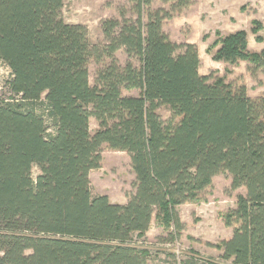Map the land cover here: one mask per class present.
Wrapping results in <instances>:
<instances>
[{
  "label": "trees",
  "instance_id": "1",
  "mask_svg": "<svg viewBox=\"0 0 264 264\" xmlns=\"http://www.w3.org/2000/svg\"><path fill=\"white\" fill-rule=\"evenodd\" d=\"M63 1L0 0L10 72L0 96V264H147L149 250L131 238L153 219L161 240L180 239L176 207L202 200L219 173L245 194L223 215L231 236L214 246L230 264H264V94L200 73L196 45L169 39L164 21L192 0H128L119 19L101 21L103 45L64 20ZM251 24L262 41V23ZM215 36L206 47L214 61L264 72V48L249 50L245 30ZM107 59L90 83V63ZM130 89L138 94H123ZM104 145L129 155L134 192L124 203L91 192Z\"/></svg>",
  "mask_w": 264,
  "mask_h": 264
},
{
  "label": "rangeland",
  "instance_id": "2",
  "mask_svg": "<svg viewBox=\"0 0 264 264\" xmlns=\"http://www.w3.org/2000/svg\"><path fill=\"white\" fill-rule=\"evenodd\" d=\"M121 6L128 7V0H64L62 16L66 22L83 24L87 28L90 43L103 45L106 41L101 30V21L108 18L119 19L118 7ZM161 6L165 5L158 0L152 2V8ZM253 19L264 25V0H192L184 12L164 21L163 30L176 43L196 45L200 73L224 76L227 82L236 86L244 84L247 94L257 97L264 94V72H258L254 78L247 71L246 62L241 61L237 66L219 63L206 52V47L216 37L215 30H220L223 35L245 30L250 42L249 50L264 48V27L258 32L263 41L260 43L255 40L256 34L251 31ZM115 57L119 65L127 61L123 50H117ZM108 62L109 59L102 64L90 63V83H93L96 70ZM131 62L134 66L138 65L134 58ZM9 76V69L0 60V96L8 94L5 91V82ZM122 92L124 95L138 94L137 89ZM156 111L162 119L169 116L166 105H159ZM96 128L97 122L91 117L90 132L93 133ZM37 172V168L33 167V177ZM89 178L91 192L106 195L111 202L124 203L134 192V173L129 155L125 151L111 150L104 145L101 148L100 166L90 171ZM238 194L244 195L245 188L240 186L232 189L230 175L219 173L213 177L212 185L206 190L202 200L176 207L183 224L180 239L173 243L161 240L165 233L152 219L144 237L134 235L131 241L149 250L147 264H189L187 261L190 256L195 258L192 261L196 264H200L201 260L230 264L220 257V251L214 245L231 236L233 226L224 224L223 215L234 208Z\"/></svg>",
  "mask_w": 264,
  "mask_h": 264
},
{
  "label": "crops",
  "instance_id": "3",
  "mask_svg": "<svg viewBox=\"0 0 264 264\" xmlns=\"http://www.w3.org/2000/svg\"><path fill=\"white\" fill-rule=\"evenodd\" d=\"M263 27H264V25H263ZM263 42V41H262ZM247 43H248V47L250 46V42H249V40H248V35H247ZM261 43V42H260ZM260 43H258V44H260ZM257 45V44H256ZM260 49H262L261 47L257 50V51H259ZM219 63H222V62H219Z\"/></svg>",
  "mask_w": 264,
  "mask_h": 264
}]
</instances>
